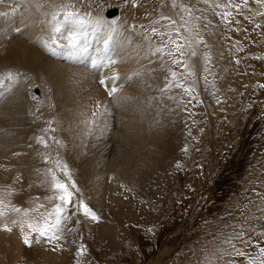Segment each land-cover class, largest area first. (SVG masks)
I'll return each mask as SVG.
<instances>
[{
    "label": "bare ground",
    "instance_id": "6f19581e",
    "mask_svg": "<svg viewBox=\"0 0 264 264\" xmlns=\"http://www.w3.org/2000/svg\"><path fill=\"white\" fill-rule=\"evenodd\" d=\"M159 1H138L134 8L120 0H74L80 12L91 13L90 22L79 27V39L72 45L64 39L59 43L49 39L47 25L42 23L43 13L51 11L45 0H0V73L11 70L21 74L17 79L0 76V165L4 166L0 167V185L13 184L19 175L12 203L29 207L33 198L42 199L48 193L40 185L42 177L36 170L46 166L39 153L47 150L35 138L46 135L61 140L65 145L60 149L61 156L74 170L85 198L101 212L98 221L78 216L91 244L101 239L108 246L113 242L107 244L106 238L118 239L119 224L115 236L108 210L120 218L134 212L136 201L128 202L134 194L139 195L137 186L145 181L153 183L155 177L151 175L158 167L170 164L172 149L178 143L180 90L169 89L166 94L159 91L165 75L161 65L167 57L162 60L159 54H150V45L160 43L157 37L151 42L144 39L152 26L147 21L160 11L170 13ZM84 3L104 8L92 15L96 12ZM37 4L44 7L37 8ZM105 4L117 7L119 12L111 10L109 14ZM250 7H256L251 0ZM141 22L143 26L138 27ZM243 26H233L230 32L247 39L248 49L257 53L261 30ZM107 56L120 62L107 67ZM93 59L98 61L96 67L91 65ZM114 72L119 73V79L99 83ZM135 72L142 75L135 76ZM202 75L198 71L197 79ZM111 87L118 91L110 96ZM185 109L183 115L190 122L194 113L189 103H185ZM94 112H98L95 117ZM47 121L52 122L54 132L42 133ZM84 121L94 123L86 125ZM71 250L66 235L58 242L41 240L28 246L17 229L11 233L0 230V264H64Z\"/></svg>",
    "mask_w": 264,
    "mask_h": 264
},
{
    "label": "rangeland",
    "instance_id": "374dc122",
    "mask_svg": "<svg viewBox=\"0 0 264 264\" xmlns=\"http://www.w3.org/2000/svg\"><path fill=\"white\" fill-rule=\"evenodd\" d=\"M83 5L96 12L92 15L104 8L93 3ZM112 7H106L109 14L111 10L119 12ZM205 15L211 22L202 28L208 47L199 49L211 52L210 72L203 75L212 83L200 76L195 86L197 99L190 103L194 113L190 122L184 115L185 103L191 98L184 97L178 103L182 106L176 130L178 143L172 149L170 164L156 169L151 175L155 177L153 183L145 181L141 188L137 186L139 195L127 201H136L134 212L120 218L108 210L115 236L119 224L118 239L106 238L107 244L113 242L108 246L101 239L91 240L94 244L88 241L81 218H76L79 224L75 219L70 221L68 226L73 231L65 235L72 250L66 264H227L229 260L242 264V258L224 255L231 250L224 241L241 230V224L254 239V233L264 231V17L250 22L237 16L240 24L225 25L211 11ZM255 23L262 24V41L257 53H252L248 40L230 29L254 27ZM86 202L100 218V210ZM245 217L250 219L245 222ZM81 244L85 252L78 257ZM248 251L255 254L254 248Z\"/></svg>",
    "mask_w": 264,
    "mask_h": 264
},
{
    "label": "snow or ice",
    "instance_id": "6c2138e0",
    "mask_svg": "<svg viewBox=\"0 0 264 264\" xmlns=\"http://www.w3.org/2000/svg\"><path fill=\"white\" fill-rule=\"evenodd\" d=\"M45 2L51 11L43 13L45 19L42 23L47 25L49 39L53 43H59L60 39H64L69 44L75 45L79 39L78 29L81 25L90 22V13L80 12L74 0H59V2L45 0ZM125 3H130L134 8L138 6L137 0H125ZM251 3H254L257 8L250 7V0H161L162 7H167L170 13L166 14L160 11L158 19L151 21L152 26L149 32L144 35V39L149 42L153 37H157L160 41L154 47L150 45L151 55L159 54L162 60L167 57V60H164L161 65L165 69V75L163 77L164 85L159 88V91L166 94L169 89H179L181 103L184 97L191 98L188 100L189 104L192 99H197L195 86L198 82V71L201 75L209 73L212 59L210 51L203 53L198 51L200 46L208 47L202 35V28H206L211 22L208 21L205 13L211 11L215 16L220 17L225 25L239 24L237 16H243L250 22H254L256 17H264V0H251ZM201 5L205 7H201ZM36 7L42 8L44 5L37 4ZM245 10L249 15L245 16ZM260 28L261 24L255 23V29ZM104 43L107 47L109 41L106 39ZM44 46L48 47L46 43ZM237 51H242V48H237ZM148 55L149 53H146L145 58ZM198 61L201 62L199 68ZM119 62L111 56L105 57V66L107 67H112ZM239 62V60L236 61V63ZM91 65L96 67L98 61L93 59ZM133 75L141 76L142 73L135 72ZM0 76L17 79L21 74L7 70L0 73ZM202 78L206 82L212 83L208 81L206 75H202ZM106 79H119V73L114 72L112 77L101 78L99 83L104 85ZM128 79H131V76ZM117 91L116 87H111L108 95H114ZM168 99L175 100L177 97L169 96ZM31 114L35 115L34 112ZM92 115L95 117L98 112H94ZM46 123L48 127L42 129V133L54 132L55 129L51 127L52 122L47 121ZM84 123L87 125L94 121H84ZM35 139L47 150L39 153L46 166L36 171L41 174L40 185L46 189L48 194L42 199L40 197L33 198V204L29 207H20L11 201V197L17 191L14 184L19 180V175L14 178L13 184L0 185V230L11 233L14 228L17 229L24 244L28 246L34 242L40 243L41 240H45L49 244L58 242L64 237L66 231H73V228L68 226L70 221L75 219L76 224H79L80 221L76 218L80 214L94 221L99 219L93 208L86 202V198L74 178V170L60 154V149L65 146L64 143L55 137L46 135H40ZM52 145L56 147H52ZM184 151H187V148ZM13 155H21V153H13ZM0 167L4 166L0 165ZM261 199L264 201V196ZM248 219L250 217H245V222ZM254 235L255 239L253 235H249L244 230L243 224H241V230L234 232L224 241L231 249L224 255L240 257L242 264H264V231L254 233ZM249 248H254V255L248 251ZM84 252L85 246L81 244L77 250V256H82ZM227 264H237V262L229 260Z\"/></svg>",
    "mask_w": 264,
    "mask_h": 264
}]
</instances>
